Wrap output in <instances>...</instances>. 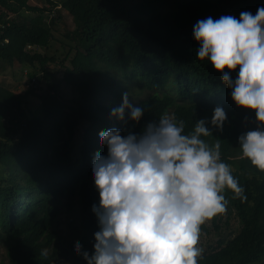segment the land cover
<instances>
[{"label":"trees","instance_id":"1","mask_svg":"<svg viewBox=\"0 0 264 264\" xmlns=\"http://www.w3.org/2000/svg\"><path fill=\"white\" fill-rule=\"evenodd\" d=\"M46 4L0 0V62L26 66L30 82L23 92L0 85V240L9 264H69L71 258L85 264L73 246L80 243L91 254L92 233L98 230L91 212L98 193L90 176L92 158L99 147L105 148L98 144V135L109 127L138 132L146 121L169 112L184 122V133L193 129L196 119L206 118L211 133L201 138L209 147L219 143V158L230 166L242 190L237 195L225 188L224 211L207 218L218 229L222 217L234 213L239 230L225 242L208 244L197 264H264V170L241 156L237 141L245 131L236 111L245 108L234 104L221 73L207 58L195 57L199 44L192 36L198 19L220 15L238 19L241 11L254 14L264 0H46ZM62 10L74 26L59 38L55 30ZM59 40L60 46L50 51ZM57 69L60 81L55 78ZM230 78H235V71ZM126 79L139 92H148L137 102L145 111L135 125L128 112L123 121L112 124L105 118L104 98L119 95ZM61 83L69 86L71 97L60 93ZM30 98L38 101L37 109H31ZM218 105L228 116L220 130L207 124ZM245 110L255 120L254 112ZM79 122L85 123L83 143L80 156L74 157L71 147ZM75 196L79 222L72 220L65 236L55 223L63 198ZM199 228L208 231L206 219ZM42 248L48 250L46 257L40 255Z\"/></svg>","mask_w":264,"mask_h":264},{"label":"clouds","instance_id":"2","mask_svg":"<svg viewBox=\"0 0 264 264\" xmlns=\"http://www.w3.org/2000/svg\"><path fill=\"white\" fill-rule=\"evenodd\" d=\"M192 36L199 44L195 57L207 58L221 73L236 106L254 112L256 127L237 141L241 156L264 170V6L254 14L241 11L238 19H198ZM125 110L133 125L145 111L130 102L128 91L110 116L123 121ZM225 120L218 105L207 124L220 130ZM183 129L182 120L165 113L138 132L109 127L98 135V144L106 147L90 164L98 230L92 233L91 254L80 243L73 246L85 264H197L199 226L224 211L225 188L237 195L242 190L219 158V143L209 147L201 138L211 133L206 118L196 119L189 133ZM40 255L46 257L48 250L40 249Z\"/></svg>","mask_w":264,"mask_h":264},{"label":"rangeland","instance_id":"3","mask_svg":"<svg viewBox=\"0 0 264 264\" xmlns=\"http://www.w3.org/2000/svg\"><path fill=\"white\" fill-rule=\"evenodd\" d=\"M30 4H35V5H48L46 4V0H28ZM61 17L56 21V30H55V35L57 37H61L65 32L71 30L73 28V22L70 16L62 10ZM34 16L35 14H30ZM64 42L66 40L63 39ZM60 46V40L59 42H54L52 48L50 51H53V48ZM59 54L60 52L57 51ZM64 55H60V59ZM71 56V55H70ZM69 60V58H67ZM26 67V66H24ZM24 67L21 65V63L14 62L12 65L0 62V85L7 87L15 92H23L27 86L30 85V82L27 81L26 78V72L24 71ZM50 67V66H49ZM48 68V67H47ZM62 70V68H61ZM61 70L57 69L55 71V78L57 81L61 80ZM42 82L44 80L42 79ZM134 82L131 79H126V81H121V85L125 86L124 91H128L129 94V100L130 102L137 104V102L146 97L148 94L147 91L144 92H139L135 87L133 86ZM134 88H133V87ZM60 93L64 97H71L72 96V91L64 83H61L60 86ZM121 93L119 95H106L104 98V103L107 106V111L105 118L107 120H110L112 124L117 123L120 120H117L114 116H110V110L118 106L121 102ZM30 107L32 110L37 107L38 101L36 99L30 98ZM37 109V108H36ZM128 111L125 110V114ZM237 116L239 117V122L241 123L240 128L243 131L251 130L256 127V122L255 120L247 113L245 109H242L241 112H237ZM124 114V117H125ZM171 115V113H168ZM228 116H226V119ZM85 123L84 122H79L76 132H75V137L74 141L72 143L71 147V152L74 157H79L81 153V145L83 143V138H82V131L84 129ZM101 146V145H100ZM97 154H104L106 152V147L100 150V147L97 149ZM70 204L71 207L68 208L67 204ZM79 201L78 197H73L70 199H67V197L63 198V203L60 205V213L58 215L57 221L55 223L56 229L62 234V235H68L69 230H70V222L76 221L77 223L79 222ZM227 221V222H225ZM206 225L208 227V231H199L198 234V242L197 246L203 250L207 247L208 244H212L216 242L217 240H222V241H227L229 238H231L238 230L240 227V223L238 218L235 216L234 213H231L226 219V216L224 215L222 217L221 222L219 223L220 227L216 229L213 227V225L210 223L209 219H206ZM0 263L3 264H9L8 258L6 256V248L5 244L3 241L0 240ZM69 264H81L80 261L76 260L75 258H71L69 260ZM259 264V263H258Z\"/></svg>","mask_w":264,"mask_h":264}]
</instances>
